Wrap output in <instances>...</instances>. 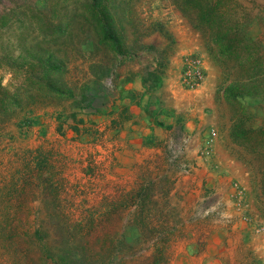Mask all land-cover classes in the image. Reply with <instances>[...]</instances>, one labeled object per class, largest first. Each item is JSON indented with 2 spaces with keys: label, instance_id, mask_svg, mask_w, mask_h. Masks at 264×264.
<instances>
[{
  "label": "rangeland",
  "instance_id": "1",
  "mask_svg": "<svg viewBox=\"0 0 264 264\" xmlns=\"http://www.w3.org/2000/svg\"><path fill=\"white\" fill-rule=\"evenodd\" d=\"M20 2L43 0H0V13ZM104 2L123 54L81 18L61 43L26 37L68 58L75 97L38 98L0 122V264H264V0L223 1L238 33L227 57L172 0ZM17 19L0 39H23ZM182 45L206 65L196 93L170 90ZM5 63L13 88L24 75ZM131 106L160 123L177 112L162 145L120 134Z\"/></svg>",
  "mask_w": 264,
  "mask_h": 264
},
{
  "label": "trees",
  "instance_id": "2",
  "mask_svg": "<svg viewBox=\"0 0 264 264\" xmlns=\"http://www.w3.org/2000/svg\"><path fill=\"white\" fill-rule=\"evenodd\" d=\"M100 1L91 0L89 5H87L88 1L83 2L78 9L73 10L70 14L65 10L64 0H43L40 6L34 2L31 5L27 2H20L9 11L0 13V25H4L10 16L18 18V25H24L21 30L23 39H0V47H5V44L11 42L10 49H6L0 56V65L6 62L5 66L12 71L13 75L17 71L23 72L24 75L22 83L15 84L13 88L2 84L0 76V122L21 109L24 104L33 103L38 98L75 97L72 85L62 79L63 72L67 70L68 58L55 55L46 46L40 45L39 41L36 45L32 43L31 39H26L32 31L36 33V39H40L42 42L61 43L67 35H70L74 25L71 22L74 20L75 23L81 18L83 21H87L93 36L95 35V38L99 39V43L111 46L116 53L123 54V48L111 18L110 8L105 2L102 3V7H99ZM172 1L194 27L208 33L214 39L220 55L227 57L230 53H234L233 44L238 36L234 30L237 27L233 24L234 21L228 23L229 17L226 15L224 0ZM89 36L91 35L89 34ZM254 63L256 71L260 70V67L257 66L260 63H257L256 60ZM97 66L96 63L90 65L92 69ZM107 68L105 65L104 73ZM254 87L259 90L256 84ZM232 88L233 84L230 83L227 91ZM53 264L58 263L54 262Z\"/></svg>",
  "mask_w": 264,
  "mask_h": 264
},
{
  "label": "crops",
  "instance_id": "3",
  "mask_svg": "<svg viewBox=\"0 0 264 264\" xmlns=\"http://www.w3.org/2000/svg\"><path fill=\"white\" fill-rule=\"evenodd\" d=\"M183 49L184 50H188V51H185L182 54V56L185 54V53H197L195 50H193L191 47H194V46H191V45H188V46H184L182 45ZM188 48V49H187ZM182 56H181V59H180V63H179V74H180V67H181V61H182ZM206 68V65H205V62H204V77L202 79V81L199 83V85L195 88H187L185 86H183L180 81H178V85L177 88H174V89H170L172 90V92L175 91V89H186L188 91H191V92H198L200 91L203 86H204V83H205V69ZM179 76V75H178ZM179 79V77H178ZM134 81H136L137 79H135V77L133 78ZM183 87V88H182ZM135 88H138L135 86ZM130 118H128V120H125L124 122V129L122 130V132L120 134H123L124 136H127V134H124V133H132L134 136V138H132L131 140H137V137H138V140L139 139H142L143 137H146V136H149L150 138H152L153 140H160L161 142V145L164 143V136L168 135L169 133L167 132H170L174 129V127H176L177 125V120H176V116L178 115L177 112H174L173 115H171L170 117L167 118V120L165 119L164 117V121H162L163 123H160L158 120H152L150 119L147 115L144 116V114L141 112V117L139 118L138 115H137V111H136V107H132L131 106V109H130ZM198 117L200 118V116L198 115ZM130 119V120H129ZM134 119H137L136 122H134ZM203 122H206L208 123L209 120L208 119H205V121H202L201 119H199L198 121V124L199 126L203 125L204 123ZM182 123L184 124V126L186 127L188 124L189 125H195V121L193 118H188L187 121H182ZM165 124L169 127L170 129L172 130H169V129H166L165 128ZM131 129H133V131L131 132ZM115 131H118V129L116 128ZM205 131V130H204ZM203 131V132H204ZM208 133V131H207ZM207 136V135H206ZM138 141H136L137 143ZM139 146V145H138ZM140 151L142 153H149L150 151L154 150V147L153 145H145V146H140ZM158 150V148H157ZM126 156H125V159L124 161H128L129 158L131 156H134V152L133 151H129L126 149V152H125ZM129 155V156H127ZM135 155H138L135 154Z\"/></svg>",
  "mask_w": 264,
  "mask_h": 264
},
{
  "label": "built area",
  "instance_id": "4",
  "mask_svg": "<svg viewBox=\"0 0 264 264\" xmlns=\"http://www.w3.org/2000/svg\"><path fill=\"white\" fill-rule=\"evenodd\" d=\"M204 77L202 57L197 53H185L182 56L179 81L187 88H195Z\"/></svg>",
  "mask_w": 264,
  "mask_h": 264
}]
</instances>
